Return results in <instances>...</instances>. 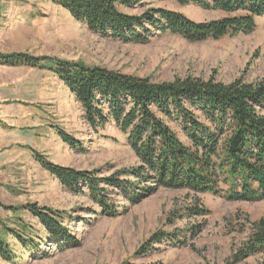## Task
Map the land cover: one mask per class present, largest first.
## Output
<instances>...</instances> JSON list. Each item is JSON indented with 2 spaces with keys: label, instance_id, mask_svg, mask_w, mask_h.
Masks as SVG:
<instances>
[{
  "label": "rangeland",
  "instance_id": "obj_1",
  "mask_svg": "<svg viewBox=\"0 0 264 264\" xmlns=\"http://www.w3.org/2000/svg\"><path fill=\"white\" fill-rule=\"evenodd\" d=\"M152 8L175 11L197 23L229 16L179 0H145L122 11L141 15ZM256 23L250 34L220 40L197 43L154 32L147 42L133 43L92 32L51 0H0V54L83 62L155 82L187 76L255 82L264 77V16ZM0 82L6 85L0 88V237L17 255L12 263L0 258V264H229L264 219V201H229L155 187L131 202L119 189L107 187L100 202L82 186L77 192L67 189L35 160V151L56 165L108 178L141 166L129 135L113 122L93 130L75 96L47 69L0 67ZM166 122L189 144L179 124ZM60 132L78 141L77 147L66 145ZM124 179L137 181L128 175ZM142 183V188L155 185ZM32 204L67 213L64 227L75 245L60 249L25 209ZM158 231L174 239L153 244L155 251L136 257ZM14 232L25 235L28 247ZM239 264H264V252Z\"/></svg>",
  "mask_w": 264,
  "mask_h": 264
},
{
  "label": "trees",
  "instance_id": "obj_2",
  "mask_svg": "<svg viewBox=\"0 0 264 264\" xmlns=\"http://www.w3.org/2000/svg\"><path fill=\"white\" fill-rule=\"evenodd\" d=\"M51 1L92 32L133 43L147 42L154 32L197 43L250 34L256 30V19L264 16V0H179L182 4L193 3L229 15L203 23L162 8L147 9L141 15L122 11L140 6L145 0ZM0 65L51 71L81 104L93 130L113 122L129 135V144L141 166L133 172L122 171L108 178H99L96 172L56 165L35 151V160L67 189L77 192L82 186L96 201L104 197L102 193L107 187L119 189L131 202L153 193L155 187L213 194L229 201H264V77L255 82L238 78L223 83L192 76L155 82L150 77L26 53L0 54ZM166 119L180 125L189 144L179 138ZM59 134L66 145L79 144L65 133ZM127 175L136 177L137 181L124 179ZM142 180L155 185L142 188ZM102 206L106 203L102 202ZM25 209L60 249L63 244L75 245L70 231L64 227L67 213L36 204ZM14 235L28 247L23 233L14 232ZM173 239L172 235L158 231L135 256L144 257L155 251L153 244ZM33 242L30 246H34ZM263 252L264 219H261L254 225L245 248L229 264H239ZM16 257L0 237V258L12 263Z\"/></svg>",
  "mask_w": 264,
  "mask_h": 264
},
{
  "label": "crops",
  "instance_id": "obj_3",
  "mask_svg": "<svg viewBox=\"0 0 264 264\" xmlns=\"http://www.w3.org/2000/svg\"><path fill=\"white\" fill-rule=\"evenodd\" d=\"M0 67H7V66H3V65H0ZM22 67H26V66H19V67H16V68H22ZM8 68V67H7ZM12 68H14V67H12ZM26 68H28V69H33V70H41V69H34V68H30V67H26ZM51 72V71H50ZM52 73V72H51ZM53 75H55L54 73H52ZM56 76V75H55ZM57 77V76H56ZM58 78V77H57ZM13 81L15 80V79H12ZM17 80H19V78L17 79ZM59 80V79H58ZM60 81V80H59ZM12 82V81H11ZM61 82V81H60ZM13 83V82H12ZM61 83H63V82H61ZM2 86H6V85H3V83H1L0 82V88L2 87ZM4 88V87H3ZM4 96H2V97H0V99L1 98H3Z\"/></svg>",
  "mask_w": 264,
  "mask_h": 264
}]
</instances>
